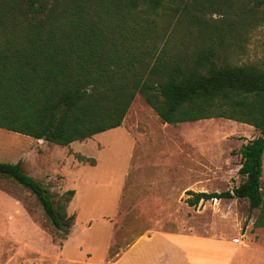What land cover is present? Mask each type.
<instances>
[{
  "label": "trees",
  "instance_id": "1",
  "mask_svg": "<svg viewBox=\"0 0 264 264\" xmlns=\"http://www.w3.org/2000/svg\"><path fill=\"white\" fill-rule=\"evenodd\" d=\"M260 9L264 0H0V129L68 147L120 127L137 95L163 124L249 125L259 135L238 151L239 184L188 191L185 203L245 200L263 228L264 68L229 59ZM0 178L28 191L66 239L74 191L54 202L20 162H0Z\"/></svg>",
  "mask_w": 264,
  "mask_h": 264
},
{
  "label": "rangeland",
  "instance_id": "2",
  "mask_svg": "<svg viewBox=\"0 0 264 264\" xmlns=\"http://www.w3.org/2000/svg\"><path fill=\"white\" fill-rule=\"evenodd\" d=\"M259 15L239 48L229 52L232 64L264 68L263 9ZM162 124L137 95L122 126L68 147L0 129V162H20L54 202L74 191L66 210L75 217L69 235L61 239L62 232L52 227L36 199L14 181L0 178V264H105L152 231L215 230L240 240L246 234L245 242L264 247V227L253 226L258 211H251L245 200H212L189 207L182 190L191 181L209 193L236 187L240 178L231 172L239 166L238 151L259 132L211 119L180 127L183 139L174 144L167 139L173 127ZM189 156H198L212 169L204 177L184 176L176 165L188 163ZM224 170H229L228 176ZM261 183L264 186V153ZM249 254L248 264H264V251L253 248Z\"/></svg>",
  "mask_w": 264,
  "mask_h": 264
},
{
  "label": "crops",
  "instance_id": "3",
  "mask_svg": "<svg viewBox=\"0 0 264 264\" xmlns=\"http://www.w3.org/2000/svg\"><path fill=\"white\" fill-rule=\"evenodd\" d=\"M205 121L207 120L180 123L175 126L162 125L164 127H173L167 134V139L177 144V140L183 139L182 129L190 125H199ZM230 123L239 126L241 124L234 121H230ZM176 126L178 128H175ZM246 127H249V125ZM186 160H188V163H182L180 166L176 165V167L185 171L184 176L188 178L204 177L207 175L206 170L212 169L207 167L204 164V160L198 156H189ZM239 168L240 165L236 166L231 173L236 175ZM213 171H215L214 167ZM224 172V176H228L229 170H224ZM220 174L222 173L220 172ZM182 190L185 194L188 191L209 193L204 186H201L196 181H191V184H187ZM245 236L248 238L244 234L242 236L243 239ZM243 239L240 240L235 238V236L230 237L228 232L222 233L215 230L211 232L205 230L204 233L196 230L178 232L152 231L138 236L125 249L121 250L113 261L105 264H248L249 257H251L249 252L253 248L256 251H264V247L260 244L252 243L249 239L247 242ZM252 260H250V263Z\"/></svg>",
  "mask_w": 264,
  "mask_h": 264
}]
</instances>
